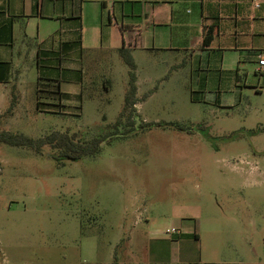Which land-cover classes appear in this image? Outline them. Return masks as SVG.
I'll use <instances>...</instances> for the list:
<instances>
[{
	"label": "rangeland",
	"instance_id": "rangeland-1",
	"mask_svg": "<svg viewBox=\"0 0 264 264\" xmlns=\"http://www.w3.org/2000/svg\"><path fill=\"white\" fill-rule=\"evenodd\" d=\"M58 28L45 21L30 31L45 41ZM116 56L110 83L98 74L79 81L56 59L18 67L28 79L0 84V130L99 134L124 105L129 68ZM228 84L219 94L216 82L175 76L135 131L80 161L0 145V264H264V71L248 64L238 87ZM228 91L236 104L218 106Z\"/></svg>",
	"mask_w": 264,
	"mask_h": 264
},
{
	"label": "crops",
	"instance_id": "crops-1",
	"mask_svg": "<svg viewBox=\"0 0 264 264\" xmlns=\"http://www.w3.org/2000/svg\"><path fill=\"white\" fill-rule=\"evenodd\" d=\"M45 21L59 27L49 41L31 36V27L40 29ZM211 25L218 28L211 46L198 49L205 26ZM122 48L131 49L137 65L139 114L161 101L175 76L183 79L189 72L206 88L216 82L220 94L223 83L238 87L246 65L264 71L259 59L264 55V0H0V62L10 64L3 85L26 82V74L17 75L18 67L51 65L54 59L77 72L79 81L98 74L110 83L121 68L116 55ZM235 93L218 95L216 104L234 106Z\"/></svg>",
	"mask_w": 264,
	"mask_h": 264
},
{
	"label": "trees",
	"instance_id": "trees-1",
	"mask_svg": "<svg viewBox=\"0 0 264 264\" xmlns=\"http://www.w3.org/2000/svg\"><path fill=\"white\" fill-rule=\"evenodd\" d=\"M217 26H205L204 35L201 44H199L198 49L201 47L211 46L216 33ZM120 56L129 68V82L127 90L124 97V105L122 111L119 114L118 119L113 124H108L102 128V131L93 136L90 139L85 138L81 133L70 131H52L42 137H32L25 133L13 132L10 130H0V145H8L12 147L28 148L38 154L43 153V150L48 147L52 153V158L58 162L63 163L67 160L69 161H80L85 157L97 156L102 150V145L105 142H109L113 138L119 136H127L136 130V124L138 119L142 118L138 113L136 105L141 101L138 96V86H137V65L135 59L131 53V49L122 48L120 50ZM10 71V64L7 62H0V84L6 83L5 77ZM48 95L50 97H55L57 94L55 86L51 85L49 87ZM152 91L145 95L148 97ZM37 96H39V90L37 91ZM17 104L16 96L12 100L11 106L9 107L7 114H12ZM41 103L38 101L37 107L41 108ZM49 113H57L56 111L48 110ZM141 126L152 127H173L181 131H191V127L181 125L178 122H146L142 119ZM123 127L125 130L120 133V128ZM197 223V221H196ZM195 237L199 238L197 230L195 231Z\"/></svg>",
	"mask_w": 264,
	"mask_h": 264
},
{
	"label": "built area",
	"instance_id": "built-area-1",
	"mask_svg": "<svg viewBox=\"0 0 264 264\" xmlns=\"http://www.w3.org/2000/svg\"><path fill=\"white\" fill-rule=\"evenodd\" d=\"M259 59H260V64L262 66H264V55L263 54L262 55H259ZM173 232H175V230H173Z\"/></svg>",
	"mask_w": 264,
	"mask_h": 264
}]
</instances>
